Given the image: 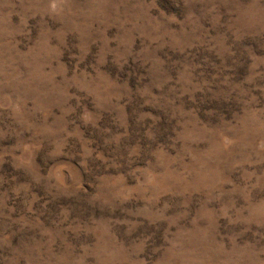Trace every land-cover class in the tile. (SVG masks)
Masks as SVG:
<instances>
[{
  "label": "rangeland",
  "instance_id": "1",
  "mask_svg": "<svg viewBox=\"0 0 264 264\" xmlns=\"http://www.w3.org/2000/svg\"><path fill=\"white\" fill-rule=\"evenodd\" d=\"M0 264H264V0H0Z\"/></svg>",
  "mask_w": 264,
  "mask_h": 264
}]
</instances>
